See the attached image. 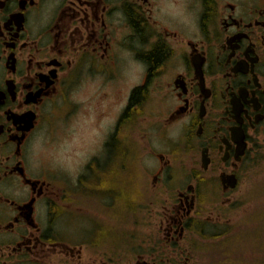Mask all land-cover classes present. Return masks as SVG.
Listing matches in <instances>:
<instances>
[{
  "label": "flooded vegetation",
  "instance_id": "obj_1",
  "mask_svg": "<svg viewBox=\"0 0 264 264\" xmlns=\"http://www.w3.org/2000/svg\"><path fill=\"white\" fill-rule=\"evenodd\" d=\"M77 108L104 137L74 182L97 201L88 218L35 152ZM263 137L264 0H0V264H120L100 253L101 208L148 213L133 264L174 262L213 193L235 203ZM60 215L81 236L88 220V241Z\"/></svg>",
  "mask_w": 264,
  "mask_h": 264
},
{
  "label": "rangeland",
  "instance_id": "obj_2",
  "mask_svg": "<svg viewBox=\"0 0 264 264\" xmlns=\"http://www.w3.org/2000/svg\"><path fill=\"white\" fill-rule=\"evenodd\" d=\"M134 80L135 76L133 75ZM60 110L61 107L56 108L57 113ZM56 121L41 135L36 144L37 161L43 167H50L53 171L58 172V176L64 173V179L60 180L62 184L66 183L63 180L73 182L72 190L69 192L71 195L75 193L81 198L79 201L76 198L77 201H75L73 194L70 202L71 209H68L69 214L76 217L80 212H84V216L88 218L89 213L97 211V201L91 197V193L81 194L82 191L79 186L76 187L74 182L78 181V173H81L82 165L91 155V151L101 145L104 137L98 138L97 133L91 132V128L88 127L93 124L92 115L88 114L87 117H83L78 112V108L67 122H63L59 116ZM260 144L262 147L256 150L254 162L245 165L242 191L235 193L238 194L235 203L222 208L221 198H218L216 193L212 194V201L209 199L205 219L211 216L216 217L213 220L217 219V222H212L221 225L220 231L225 228L228 233L226 232L222 238L210 240L202 232H198V227L196 234L191 233L192 240L187 242V250L182 253L183 255L174 262L168 259L164 260L167 264H264V137ZM87 177L86 175L84 181L89 184ZM52 181L58 185V188L55 189L59 195L58 202H61L60 197L66 195V191H60L61 186L58 181ZM167 198L168 196L164 197L165 200ZM116 204L118 207L121 206L120 202ZM61 205L64 204L61 203ZM65 207L68 208V206ZM100 210L96 216L103 226V231L106 229L107 234L104 242H99L100 253L109 255L114 253L112 257L118 259L120 264H133L134 259L131 261L132 256L129 257L133 253L132 251L141 253L150 247V245L143 244L144 229L133 226L135 222H144L148 213L145 214L138 210L133 212L134 215H130L124 211L114 213L115 211L109 212L103 208ZM63 217L60 215L57 221H61L65 229L66 240L73 242L72 244L88 241V237L91 235V226L88 225L87 219L84 223L85 227L81 229L83 231V236H81L80 229H78L79 231L76 229V222H69L65 227V217ZM152 218L154 221L155 215ZM149 220H151L150 217ZM204 225L203 222L201 226ZM206 226L203 227V230L206 229ZM103 231L102 237H104ZM133 237L138 240L133 241ZM236 238H238V242L233 241ZM228 241L230 242L227 243ZM83 248L85 258L94 252L93 246L86 243Z\"/></svg>",
  "mask_w": 264,
  "mask_h": 264
},
{
  "label": "trees",
  "instance_id": "obj_3",
  "mask_svg": "<svg viewBox=\"0 0 264 264\" xmlns=\"http://www.w3.org/2000/svg\"><path fill=\"white\" fill-rule=\"evenodd\" d=\"M161 49L160 48H156L154 51H152V53L149 54L150 58L152 59L153 63H157L160 56H161ZM217 237V236H216Z\"/></svg>",
  "mask_w": 264,
  "mask_h": 264
},
{
  "label": "water",
  "instance_id": "obj_4",
  "mask_svg": "<svg viewBox=\"0 0 264 264\" xmlns=\"http://www.w3.org/2000/svg\"><path fill=\"white\" fill-rule=\"evenodd\" d=\"M232 185H234V182H233V184Z\"/></svg>",
  "mask_w": 264,
  "mask_h": 264
}]
</instances>
